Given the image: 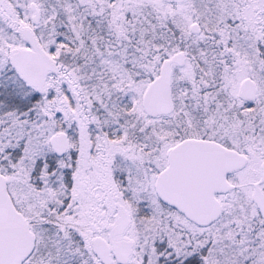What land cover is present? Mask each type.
Here are the masks:
<instances>
[{
    "label": "snow or ice",
    "instance_id": "snow-or-ice-1",
    "mask_svg": "<svg viewBox=\"0 0 264 264\" xmlns=\"http://www.w3.org/2000/svg\"><path fill=\"white\" fill-rule=\"evenodd\" d=\"M0 264H264V0H0Z\"/></svg>",
    "mask_w": 264,
    "mask_h": 264
}]
</instances>
